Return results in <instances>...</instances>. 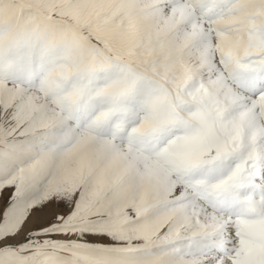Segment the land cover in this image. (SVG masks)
<instances>
[{
    "label": "snow or ice",
    "instance_id": "snow-or-ice-1",
    "mask_svg": "<svg viewBox=\"0 0 264 264\" xmlns=\"http://www.w3.org/2000/svg\"><path fill=\"white\" fill-rule=\"evenodd\" d=\"M0 264H264V0H0Z\"/></svg>",
    "mask_w": 264,
    "mask_h": 264
}]
</instances>
